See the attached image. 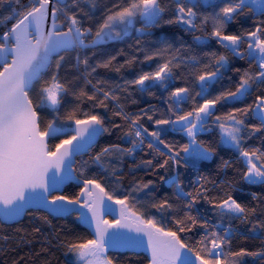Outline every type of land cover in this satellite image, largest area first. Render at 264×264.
<instances>
[{
    "label": "snow or ice",
    "instance_id": "6c2138e0",
    "mask_svg": "<svg viewBox=\"0 0 264 264\" xmlns=\"http://www.w3.org/2000/svg\"><path fill=\"white\" fill-rule=\"evenodd\" d=\"M5 3L10 12L0 16V219L18 221L33 206L57 216L75 214L77 221L92 229V235L87 239L73 235L60 240L65 255L74 258L72 264H115L110 249H143L150 254L149 264H245L249 257L264 264V243L254 251L231 247L234 235L248 238L239 233V225H250L248 233L264 240V196L251 193L257 204H243L230 191L221 194V186L230 189L231 184H217L199 173L189 185L179 174L166 181L160 177L172 188V194L159 199L152 192V180L137 182L123 198H114L97 173L82 180L75 196L52 194L76 178L74 157L91 148L97 137L111 134L104 115L88 111L80 118V104L85 101L93 109L111 107L113 116L124 121V125L113 123L112 127H126L121 139H126L128 146L109 143L91 157L92 164L102 172L110 170L117 181V165L143 150L145 144L149 155L163 159L141 160L136 167L151 169L153 174L157 169H196L201 161L216 155V147L201 140L199 133L216 129V144L237 154L242 180L248 185H264V147H246L254 136L259 135L264 141V91L244 107L221 114L216 111L217 106L228 102L244 101L252 96L254 88L264 89V0H204L211 12L199 11L201 0H114L95 27L85 22V18L92 19L86 8H94L95 0H30L28 4L22 0H0V6ZM248 14L257 18L252 28L240 33L226 31L237 17ZM162 22L183 26V31L192 33L189 48L206 47L213 41L224 52H204L207 62L203 63L195 55H181L184 45L175 48L160 38L161 46L144 54L146 61H162L154 71H143L123 86L115 87L94 76L100 68L120 72L122 67L136 62V57L131 56L124 65L116 66V57L109 55L93 63L101 46L122 40L133 31L150 36V30ZM138 23L140 27H136ZM140 44L138 39L137 45ZM137 51L144 50L138 47ZM64 53H75L71 64L75 74H68L71 79L61 74L68 62ZM230 57L246 61L248 68L233 69L239 74L234 88L212 96L209 88L223 78L230 67ZM181 66L198 68L191 74L192 87H172L174 70ZM153 86L166 91L171 88L162 118L154 119L145 109L137 113L125 111L122 99H127L125 93L131 95L130 87L152 95ZM194 89L198 90L193 95ZM69 93L76 104L61 120L60 108ZM189 101L190 109L181 107ZM48 111L54 115L42 128ZM144 117L152 122L153 130L141 123ZM248 118L258 123L249 124ZM68 123L75 125L72 134L50 148L48 141L66 135L64 125ZM167 126H178L172 130L182 132L187 141L178 145L166 142L162 137L169 130ZM87 164L85 161L84 167ZM230 164L231 161L223 160L221 167ZM138 194L146 197L144 211H131L125 216L129 203L135 206L138 202ZM105 199L121 206L120 219L105 218L113 211L104 204ZM201 203L210 206L216 223L208 218L207 210L201 211ZM151 209L162 215L168 213L171 227L158 226L162 221L150 214ZM196 229L201 233L199 239L185 238ZM33 232H40V228H33ZM0 239L7 242L9 237ZM22 260L23 257L14 260L13 264H21Z\"/></svg>",
    "mask_w": 264,
    "mask_h": 264
},
{
    "label": "trees",
    "instance_id": "16d2710c",
    "mask_svg": "<svg viewBox=\"0 0 264 264\" xmlns=\"http://www.w3.org/2000/svg\"><path fill=\"white\" fill-rule=\"evenodd\" d=\"M29 2L30 0H22L23 4H28ZM113 2L114 0H95L94 8L90 5L87 6L86 10L89 11V15L92 19L88 20L85 18L86 25H92L95 27V24L99 22L105 14L106 8L111 7ZM201 3L202 7L199 9L200 12L212 11L211 7H208L207 4L204 3V0H201ZM1 11L9 14L10 8L7 3L1 6ZM256 19L257 18L253 17L251 14L239 16L235 22L228 25L226 31L228 33H240L242 30H248L254 26ZM140 26L139 23L136 25V27ZM208 30L211 31V25L208 26ZM150 31L152 32V35L150 36H141L133 31L122 40L113 41L107 45L101 46L97 51V55L93 59V63L99 59H106L109 55L116 57V60L114 61L116 66L124 65L125 61L131 56L136 57V62L122 67L120 72L100 68L94 76L107 80L109 84L115 87L116 85L123 86L126 80L134 79L143 71H154L158 63L162 61L159 59L146 61L144 54L145 51L151 52L157 47H160V38L167 39L175 48H181V46L184 45L181 55H184L185 57L195 55L200 58L203 63L207 62V57L203 55L204 52L211 50L224 52V50L219 48V46L213 41H209L206 47L192 46L189 48L188 46L192 45L193 34L183 31V26L167 25L162 22L160 27L153 28ZM196 34L201 35L199 32ZM138 39L141 41L139 46L137 45ZM138 47L142 48L144 51H137ZM64 55L68 62L65 64L64 70L61 73L62 76L68 75L69 73L75 74L74 69L71 68V64L74 63L75 53H64ZM229 59L230 67L225 70L223 78L212 84L209 88V92L212 96H215L226 88H234L235 82L239 79V74L234 72L233 69L240 68L241 70H244L248 68V63L244 60L232 57ZM195 71H198V68L181 66L180 68L175 69L172 87H183L186 86V84L187 86L192 87L194 77L191 74ZM68 78L71 79L72 76L68 75ZM195 90L198 89H194L193 95L195 94ZM151 91L153 94L149 95L147 92L141 93L135 88L130 87L129 92L131 95L128 96V94L125 93L124 96H126L127 99H122L125 111L128 113H137L141 109H145L148 110L150 115L154 116V119L162 118V114L166 112L168 108L165 99L168 96V92L171 91V88L166 91L158 86H153ZM260 91H264V89L254 88L252 96L247 97L240 103L228 102L222 107L217 106V114L230 111L232 108L244 107L246 104L251 103L255 95ZM133 100H135L136 103H132ZM75 104L76 101L74 97L69 93L64 98L63 104L60 108L59 115L61 120H63V117L72 110ZM191 106V101L181 105L185 110L190 109ZM80 108L82 110L78 113L80 118H84L83 112L88 111H95L104 115L106 117L107 126L111 129V134L102 135L97 144L89 150L88 154L76 158L73 166L74 172L82 179L85 177L90 178L94 173H97L98 176L102 178V185L105 186V190L110 192L114 198H123V196L127 195L129 190L137 182H147L148 180L154 182L152 192L157 199L163 198L165 195L171 197L172 188L165 182L167 179L175 174H179L180 179L184 184L189 185L190 181L197 179L198 173L208 177L209 180L215 181L217 184H221L222 181L226 184H231L232 188L230 189L225 188L224 185H222L221 194H223V191H230L232 195L237 197L239 202L243 204L250 206L257 204V201L253 200L251 193H257L260 196H264V185H248L242 180V164L238 161L235 151L216 144V141L218 140V131L216 129H213L210 132L205 131L199 133V138L201 140L205 141V143H212L213 146L216 147V155L209 161H201L196 169L179 168L176 169L175 172L172 169H157L155 174H153L151 169L136 167V165L140 164L141 160L153 159L154 157L156 160L163 159L162 157L155 156V154L149 155L150 150L145 144L143 150H137L133 157H125L123 162L117 165L119 168L117 174L119 180L117 181L116 177L110 174V170L108 173H105L102 172L97 165L92 164L91 157L98 153L103 146L109 143H119L124 147L128 146L127 140L121 139L123 132L127 130L126 127H112L113 123L124 125V121L121 120L120 117L113 116L111 107L107 110L103 108L93 109L90 102L85 101L80 104ZM53 115L54 114L50 111L46 112L42 120V128L46 126L49 119H52ZM247 122L249 124L258 123V121L253 118H248ZM141 123H143L145 127H148L149 130H153L152 122L148 121L146 117L142 118ZM71 126H73L71 123L64 125L66 130ZM167 127L169 130L167 134L162 137L166 142L178 145L187 141V138L182 132L172 130L173 128H177L176 126ZM67 135L70 134L67 132L66 135H59L55 138H51L48 142L49 147L54 149L55 144L59 143L60 139L67 138ZM253 146L264 147V141L259 138V135L254 136L246 142V147L249 149ZM160 147L162 150L166 151L163 149L162 145ZM223 160L231 161L230 166L227 168L221 167ZM85 161L88 162L86 167H84ZM82 172L84 173L83 176L81 175ZM160 177H165V181H162ZM113 184H115L116 187ZM79 189L80 186L69 184L60 194L70 197L75 196L79 192ZM137 199L138 202L135 203V206H132L131 202L129 203V212L135 211L139 214L144 211L142 205L146 203V197L143 194H138ZM172 199L175 200L174 197H172ZM198 207L201 211L207 210V216L213 223L217 222L209 205L201 203ZM150 214L154 215L157 220L162 221V225L158 226L166 225L171 227V217L168 213L162 215L161 213H157L155 209H151ZM107 219L113 221L110 218ZM37 227L40 228V232H33V228ZM249 227L250 225L238 226L239 233L245 234L248 238L245 239L239 234L234 235L231 240V247L233 250H238L239 248L244 247L250 251H254L259 249L262 243H264V240L254 238L248 233ZM200 234V230L196 229L193 233L181 235H185L186 239L191 237L192 241H195L196 239H199ZM73 235H79L84 239L91 238V233L76 220L75 214L60 218L55 217L46 211L29 210L26 212L22 220L17 223L4 224L0 221V238L3 236L9 237L7 242L0 239V249H2L0 250V264H13L14 260H20L21 257H23L21 264H72V256L65 255V249L60 247V240ZM22 237L23 239H21ZM42 248H46L47 251H42ZM109 255L114 258L115 264H149L148 257L142 253L109 252ZM245 264H261V262L249 257L245 258Z\"/></svg>",
    "mask_w": 264,
    "mask_h": 264
},
{
    "label": "water",
    "instance_id": "95a60500",
    "mask_svg": "<svg viewBox=\"0 0 264 264\" xmlns=\"http://www.w3.org/2000/svg\"><path fill=\"white\" fill-rule=\"evenodd\" d=\"M177 128H178V126H176ZM75 128V125L73 124V126L72 127H70V128H68L67 129V132L69 133V134H72V129H74ZM101 136H99V137H97V139H96V141H95V143L93 144V146L95 145V144H97V142L99 141V138H100ZM49 142V141H48ZM92 146V147H93ZM91 147V148H92ZM91 148H89V149H87L86 151H84V152H81V153H79V154H77L75 157H74V160L76 161V158H78V157H81V156H84V155H86V154H88V152H89V150L91 149ZM74 164H75V162L73 163V165H72V168H73V166H74ZM74 170V169H73ZM73 176L74 177H76L75 179H71V180H68V181H66L65 183H63L62 185H60L52 194L53 195H58V194H60V193H62V191L64 190V188L66 187V186H68L69 184H74V185H77V186H82V178H79V177H77L76 175H75V172L73 171ZM104 204L105 205H107V206H110L112 209H113V211L109 214V215H107L105 218L107 219V218H110L111 220H118V219H120V212H121V206L120 205H117V204H114L113 202H110L109 200H107V199H105V201H104ZM29 210H40V211H45L44 210V208H38V207H35V206H33V207H30V208H28L27 210H26V212L27 211H29ZM82 211H87L86 209H83ZM47 212V211H46ZM49 213V212H48ZM26 214V213H25ZM24 214V215H25ZM49 214H51V213H49ZM24 215L23 216H21L19 219H18V221H3L2 219H0V221L2 222V223H4V224H13V223H17V222H19L20 220H22V218L24 217ZM51 215H53V216H55V217H60V218H63V217H66V216H57V215H54V214H51ZM125 216H127L126 214H125ZM90 233H91V235H92V229H90L87 225H85V224H82ZM123 231H127V229H124ZM109 252H113V253H115V252H131V253H142V254H144V255H146L147 257H148V259L150 260V254L147 252V251H145V250H143V249H110L109 250ZM193 259H194V257H193Z\"/></svg>",
    "mask_w": 264,
    "mask_h": 264
},
{
    "label": "rangeland",
    "instance_id": "374dc122",
    "mask_svg": "<svg viewBox=\"0 0 264 264\" xmlns=\"http://www.w3.org/2000/svg\"><path fill=\"white\" fill-rule=\"evenodd\" d=\"M8 15V13H5V12H3V11H1V6H0V16H7ZM112 178V177H111ZM115 187H116V185L115 184H113ZM128 213H129V211H128V209L127 210H125V214H127L128 215ZM72 259L74 260V258L72 257Z\"/></svg>",
    "mask_w": 264,
    "mask_h": 264
},
{
    "label": "bare ground",
    "instance_id": "6f19581e",
    "mask_svg": "<svg viewBox=\"0 0 264 264\" xmlns=\"http://www.w3.org/2000/svg\"><path fill=\"white\" fill-rule=\"evenodd\" d=\"M72 127V126H71ZM70 128V127H69ZM76 175V174H75ZM77 176V175H76ZM78 177V176H77ZM57 195V194H56ZM59 195V194H58ZM110 202H112V201H110ZM127 215V214H126Z\"/></svg>",
    "mask_w": 264,
    "mask_h": 264
}]
</instances>
